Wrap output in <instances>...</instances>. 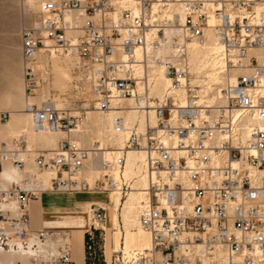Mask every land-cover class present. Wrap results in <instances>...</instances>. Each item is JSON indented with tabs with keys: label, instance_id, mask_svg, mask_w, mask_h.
<instances>
[{
	"label": "built area",
	"instance_id": "obj_1",
	"mask_svg": "<svg viewBox=\"0 0 264 264\" xmlns=\"http://www.w3.org/2000/svg\"><path fill=\"white\" fill-rule=\"evenodd\" d=\"M210 30L226 62L214 106L199 104L189 60V44L204 43ZM21 43L27 89L39 81L41 56L78 58L89 66L99 110L112 112L113 130L126 138L93 187L78 176L99 142L64 138L45 153L30 149L23 134L0 138V171L11 162L24 174L0 184V252L26 255L29 264H75L71 231L33 229L32 202L47 192L125 198L132 181L112 171L125 168L128 150H139L148 179L140 224L151 245L120 249L110 264H264V0H43ZM252 49L262 57L248 56ZM240 67L250 70L232 76ZM150 68L171 80L160 96ZM26 108L36 130L70 132L86 118L72 107ZM129 111L136 120L127 119ZM45 171L55 174L50 189L39 177ZM87 217L84 263L94 264L109 206L92 202Z\"/></svg>",
	"mask_w": 264,
	"mask_h": 264
},
{
	"label": "bare ground",
	"instance_id": "obj_2",
	"mask_svg": "<svg viewBox=\"0 0 264 264\" xmlns=\"http://www.w3.org/2000/svg\"><path fill=\"white\" fill-rule=\"evenodd\" d=\"M43 0H25V3L31 2L38 11L39 3ZM31 5V9H32ZM174 8H177L176 6ZM185 17L184 14L181 13L180 21L184 22ZM189 60L192 68L193 74H195L194 78L200 80V87L199 89V104L208 103L210 106H214L217 103L219 98L221 88L224 82V74L223 69L226 65V62L223 58V47L217 42L213 32L210 30L207 36V40L204 43H190L189 44ZM252 53H256V55L260 58L262 57V51L260 50H250L248 56ZM137 58H141V50L138 49L136 51ZM49 60L54 63V69L58 74L59 84H62V80H71L70 68L74 66V68H78L83 75L85 76L86 80L90 84V77L88 73V68L86 67V63L78 58H73L69 56H62L58 54L52 55H43L40 58V61L44 64L46 61ZM66 60L68 63L65 65H69L64 67L62 61ZM245 62L248 61V57H246ZM43 64H35L34 68L38 71L42 68ZM52 66V75L54 77V71ZM250 67L247 68H237L234 69L232 76H236V72L241 71H249ZM51 74V73H50ZM149 76L153 81V92L155 95L160 96L163 92L169 87L171 84V80L169 77L165 76L162 73L160 68H150L149 69ZM52 77V78H53ZM25 78V67H24V77ZM44 79L48 82L46 85L41 86V82L38 81V87L34 88V93L29 94L27 92V84L26 90H24L25 100H17L13 98L14 103V110L12 111L13 117L5 122L0 120V138L2 136H6V131L8 129H14L15 127H20L23 125H28L29 120L31 118V129L24 127L21 128L16 134L24 135L27 141L29 142V137L32 138L33 134H38L40 143L51 150H44L51 152L53 147L57 144V142L64 138H72L78 139V137L74 136V134L83 133L81 129L82 125L89 126L92 123L97 128V135L102 143L99 144L100 152L97 153V156L91 157L85 165V168L78 176L80 179L86 180L91 187H93L98 179L101 178L104 167L103 161H110L113 160L117 155L120 148H122L125 144V134H118L113 130L112 127V112L110 111H101L98 110V104L96 102V110L88 111L86 114L85 121L82 125L73 128L70 132H65L61 130H36L33 125L32 115L29 111H27V105L37 103V105L42 106L44 104H52L58 109H63V104L60 105L57 103H50L48 102V92H44V88L52 83L51 77L49 74L45 72ZM79 80H84V77H79ZM72 81V80H71ZM25 83H27L25 78ZM64 84V83H63ZM41 87V88H40ZM40 88V89H38ZM92 88V87H91ZM93 91V90H92ZM94 94V93H93ZM95 101L96 96L94 94ZM101 113H104L103 115ZM1 115V114H0ZM127 119L129 121H134L137 119V114L135 112L129 111L127 113ZM151 121H155V117L152 115L150 117ZM90 122V123H89ZM143 122V119H141ZM91 125V124H90ZM89 129H87L88 131ZM96 130V129H95ZM91 131V130H89ZM50 132V135L46 133ZM96 132V131H95ZM15 134V135H16ZM90 135V134H89ZM97 137V138H98ZM6 141L8 139L2 138ZM80 144L81 142L77 140ZM97 142V141H96ZM94 142H92L93 146ZM34 145H29L30 149H34ZM40 149V148H39ZM41 150V149H40ZM43 151V150H42ZM126 165L122 171L113 170L112 176L116 179L120 177H124L127 180L131 179L133 190L127 197H121L120 194L113 192L109 195V201L112 206H109V211H112V228L117 230L116 235L119 236V244L117 245V251L120 249L127 251H131L136 248H146L150 247L151 245V238L150 235L144 230V228L140 224V206L143 200H145V189L148 185L147 174L144 171V160H145V153L139 150H128L126 155ZM262 173V172H261ZM54 173L50 171H45L39 174L41 181L43 182L45 188L50 189L52 184V179L54 177ZM24 174L19 171L11 162H4L3 170L0 171V184L2 186H6L11 182L19 181ZM91 194V192H87ZM100 192L92 191V194H99ZM124 199V201H122ZM31 204V213H32V205ZM90 204V203H89ZM122 205V207H121ZM121 207V208H120ZM121 209V210H120ZM32 219V218H31ZM122 224V225H121ZM107 226H105L106 231ZM112 229V230H113ZM110 231L107 229V233ZM82 232V231H81ZM111 233V232H110ZM119 233V234H118ZM113 234V232H112ZM106 237V234H105ZM118 238V237H117ZM104 253L106 257V261L109 263L113 260V247H112V236L111 240L104 243ZM116 252V251H115ZM112 257V259H111ZM84 260V259H83ZM109 263V264H110ZM0 264H29L28 257L21 253L17 252H0ZM85 264V263H84Z\"/></svg>",
	"mask_w": 264,
	"mask_h": 264
},
{
	"label": "rangeland",
	"instance_id": "obj_3",
	"mask_svg": "<svg viewBox=\"0 0 264 264\" xmlns=\"http://www.w3.org/2000/svg\"><path fill=\"white\" fill-rule=\"evenodd\" d=\"M31 5V2L25 3V0H0V116L3 117V122L9 119V114L10 119L13 117V98H16L18 101L21 100V102L23 101L22 99L25 100L24 90H26L27 83H25V78H23L25 64L22 58L21 36L23 29L29 26L38 14L36 7L32 5L31 9ZM60 61H62L64 67L69 66L67 64L65 65V63H68L66 60ZM35 64L43 63L39 60ZM53 64L54 63L52 62L51 65V62L47 60L46 63L42 65V68L37 71L39 74L38 80L42 83L41 86H44L48 82H50V79H48V81L44 79L45 72L46 74H49V77H51L52 83L44 88V92L46 91L49 93L47 98L48 102L56 104L58 103L59 105L62 103L63 108L72 107L77 111L85 110V112H88L96 110V101L91 88L92 85L91 82L89 84V82L86 80L85 76L83 75L84 73H82V71H80L78 68H74L73 66L70 68L72 81L62 80V84H59L58 74L55 71ZM52 66L55 71L54 77L52 75ZM79 77H84V80L80 81ZM221 87L222 86H220V88ZM27 92L29 94H33L34 89H27ZM101 114L103 115L104 113ZM86 116L89 115L86 114ZM90 124L88 128L87 126H84V124L82 125L81 129L83 130V133L74 134V136L78 137V139L76 140H79L83 146L87 147H92V142L95 143L97 141L99 142V144L102 143L97 135L96 126H94L92 123ZM31 125L32 123L30 118L28 125L15 127L14 129L10 128L6 131V136H2V138H6L8 139V141H10L12 138L18 136V134L16 133L21 128L27 127L30 131H32ZM87 129L91 131H87ZM46 134L50 135V132ZM58 142L53 147V149L57 147ZM28 144L34 145V149L38 150L40 148L41 150H43L42 152L45 153L49 151L46 152L44 150H51L44 147L40 143L38 134H33L32 138L29 137ZM86 193L87 192H47L43 194V196L39 200L35 201L32 205L31 218L33 229L38 230L41 228H46L71 231L75 264H84V242L87 239L85 232L89 229V222L87 217L88 204L90 202H100L112 206L111 204H109L110 194H92V192L91 194ZM122 201H124V199ZM36 204L38 205V211L42 207V209L40 210L41 215L40 213L38 214L35 211ZM35 224H38L40 226H35ZM107 229L110 230L108 231V233ZM112 229V211L110 210L106 231L97 232L96 235V250L98 253V258L94 264H107L104 255V243L111 240V236L113 247L112 256L114 255L115 251H117V245L119 244L120 235L117 236V230ZM91 262L92 261L90 259L86 260V264H91Z\"/></svg>",
	"mask_w": 264,
	"mask_h": 264
},
{
	"label": "crops",
	"instance_id": "obj_4",
	"mask_svg": "<svg viewBox=\"0 0 264 264\" xmlns=\"http://www.w3.org/2000/svg\"><path fill=\"white\" fill-rule=\"evenodd\" d=\"M86 194H88V193H86ZM90 203H92V202H90ZM36 207H35V211L39 214L40 213V215H41V209H42V207H41V209L38 211V205L36 204L35 205ZM35 226H40V225H38V224H35ZM77 230V229H76ZM83 233H84V229H83Z\"/></svg>",
	"mask_w": 264,
	"mask_h": 264
}]
</instances>
